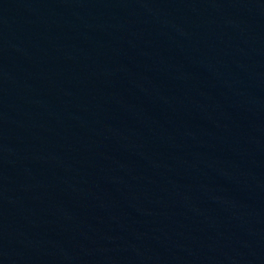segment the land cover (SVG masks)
<instances>
[{
	"label": "water",
	"instance_id": "95a60500",
	"mask_svg": "<svg viewBox=\"0 0 264 264\" xmlns=\"http://www.w3.org/2000/svg\"><path fill=\"white\" fill-rule=\"evenodd\" d=\"M0 264H264V0H0Z\"/></svg>",
	"mask_w": 264,
	"mask_h": 264
}]
</instances>
